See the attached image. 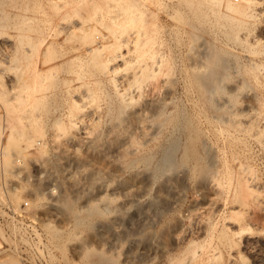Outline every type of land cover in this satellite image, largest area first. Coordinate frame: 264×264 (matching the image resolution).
I'll use <instances>...</instances> for the list:
<instances>
[{"label": "rangeland", "instance_id": "obj_1", "mask_svg": "<svg viewBox=\"0 0 264 264\" xmlns=\"http://www.w3.org/2000/svg\"><path fill=\"white\" fill-rule=\"evenodd\" d=\"M218 7L0 0V201L40 216L50 264H264V146L248 136H264V87L240 83L247 60L264 69V0L233 30ZM94 24L98 46L118 26L127 43L90 50L79 32ZM238 182L256 192L239 234L227 227ZM17 238L0 226V264L32 260Z\"/></svg>", "mask_w": 264, "mask_h": 264}, {"label": "bare ground", "instance_id": "obj_2", "mask_svg": "<svg viewBox=\"0 0 264 264\" xmlns=\"http://www.w3.org/2000/svg\"><path fill=\"white\" fill-rule=\"evenodd\" d=\"M244 2H245V5H243L244 7H242V4L241 5H238L236 2H234V1H230V0H224V2L222 3V1L221 0H210V2H214V4L215 3H217V5L219 6L218 8L219 9H217L216 11L218 12H216L217 14H219V16H221V18H224V20H225V22L227 23V26H229L228 28L229 29H232L233 30V28L234 27H236V26H240V24L241 23H243V20L244 19H242L241 18V16L243 17V15H249V12H247V10H249V8L250 7H252V5H254V4H258L259 3V0H243ZM242 8H241V7ZM252 11V10H251ZM215 12V11H214ZM214 12H212V13H214ZM247 12V13H246ZM216 13H214V14H216ZM216 14V15H217ZM252 14V13H251ZM2 19H0V21H1ZM2 22V21H1ZM247 23V22H246ZM1 26L0 27H3V24H0ZM98 25V24H97ZM102 28V27H101ZM104 29V28H103ZM236 29V28H235ZM98 30V28L95 26V24L94 25H92V26H90V27H88V28H86L84 31H82V32H79V35L83 38L84 37V40H86L87 42H88V44H90V50H98V48H116V47H118L117 46V43H119L120 44V42H122V41H118L117 39H120L121 38V35L123 36V32H124V30H125V27H123V26H118V31H119V33L117 32V31H115V30H110V32H108V35H110L111 34V36L110 37H112L111 39H105L106 38V35H105V33H103V35H102V37H101V39H100V45L98 46L95 42H94V38H95V32ZM235 32V31H234ZM117 33L119 34V35H117ZM124 34H125V32H124ZM109 37V38H110ZM248 37V36H247ZM118 41V42H117ZM124 42V41H123ZM126 43H127V41H125ZM124 42V43H125ZM129 42V41H128ZM260 43V42H259ZM122 44V43H121ZM248 44V43H247ZM258 44V43H257ZM136 45V44H135ZM121 48V47H120ZM250 52H252V51H250ZM118 55V57H119V55L120 54H117ZM117 55L115 56V57H117ZM122 55L123 54H121L120 56L122 57ZM143 56V55H142ZM256 56V55H255ZM115 57H113V58H115ZM130 57V56H129ZM214 57V56H213ZM112 58V59H113ZM120 58V57H119ZM216 58V57H215ZM110 59V58H109ZM108 59V60H109ZM121 59V61H122V59L124 60V57L123 58H120ZM141 59V58H140ZM126 60V59H125ZM124 60V61H125ZM128 60V59H127ZM216 59H214V61H215ZM138 61V60H137ZM131 62V61H130ZM217 62V61H216ZM127 64V63H126ZM247 64H248V66H249V69L250 70H248V69H246L245 70V74H244V76H243V78L241 79L242 81H240L239 79V81H240V83H241V85L242 84H244V86H245V84L246 83H248V85L250 84L251 86H252V84H253V88L254 89H258L257 87H254V84L256 85V86H260L261 88L262 87H264V69L262 68V67H260V65L261 64H259V65H257L258 63H256L254 60H252V59H249V60H247ZM136 68V67H135ZM139 68V67H138ZM145 69H147V68H145L144 67V69H143V66H142V68H140V71L142 70V72H143V70H145ZM245 69V68H244ZM138 70V69H137ZM248 70V73H246V71ZM140 73V72H139ZM237 83V82H236ZM235 85V84H234ZM237 86V85H236ZM240 86V85H239ZM243 86V87H244ZM247 86V85H246ZM245 86V87H246ZM240 87H242V86H240ZM248 87V86H247ZM240 89H242V88H240ZM244 90V89H243ZM117 92H118V94L120 95V96H125V93L127 92V91H124V90H120V88H117ZM243 92V91H242ZM238 93V92H237ZM231 95V94H230ZM254 95V94H253ZM231 97V96H230ZM253 97V96H252ZM254 97H255V95H254ZM232 98V97H231ZM251 98V97H250ZM250 98H248V105H250L249 103L252 101V99L250 100ZM246 101V100H245ZM236 102V99L234 100V102H233V104ZM229 104V103H228ZM232 104V103H231ZM251 107H252V104L250 105ZM232 107L234 108V106L232 105ZM251 110H253V109H251ZM247 111V112H245V110H239V111H236V110H232L231 111V113H230V115H232L233 117H237V116H243V115H245V116H249L250 117V115H253V113H252V111ZM256 111H254V113H255ZM258 112V111H257ZM249 113H250V115H249ZM256 114V113H255ZM229 115V114H228ZM258 116V115H257ZM244 117V116H243ZM248 117V119H250ZM261 117H263L262 116V114H261ZM228 118V117H227ZM258 118V117H257ZM256 118V119H257ZM220 119V118H219ZM222 119V118H221ZM230 118H228V119H226V120H223V121H221V122H228V121H230L229 120ZM232 119V118H231ZM244 119V118H243ZM245 119H247V117L245 118ZM247 119V120H248ZM252 119V118H251ZM254 119H255V116H254ZM253 119V120H254ZM255 119V120H256ZM233 120V119H232ZM240 120V119H239ZM242 120V119H241ZM240 120V121H241ZM235 121V123L233 124V123H230L231 124V127H232V125H236L237 127H238V125H241V123H239V121L237 120V123H239V124H237L236 123V120H234ZM233 121V122H234ZM250 121V120H249ZM258 121V120H257ZM256 121V122H257ZM252 122V121H251ZM251 122H249V126L247 125L248 124V121H247V123H246V125L244 124V122L242 123L243 125H245V128H247V126L250 128V127H252L251 126ZM255 122V123H256ZM224 123H221V125L222 124H224ZM254 123V124H255ZM58 123H56V125H57ZM252 124H253V122H252ZM253 124V125H254ZM263 124H264V122H263ZM256 125H257V123H256ZM256 125H254V127H256ZM60 126V124H58L57 125V127H59ZM225 126V125H224ZM224 126H222V129H223V127ZM230 126V125H229ZM235 126V127H236ZM242 126V125H241ZM240 126V127H241ZM258 126V125H257ZM264 126V125H263ZM262 124H261V128L258 126L257 128L259 129L260 128V132L259 131H257V132H259V135H261L262 133H261V131L262 132H264L263 130H261L262 129ZM231 127H230V130H231ZM243 128H244V126H242ZM220 128V127H219ZM218 128V129H219ZM243 129L242 131H244L243 133H241V134H243V135H245V132L246 133H250L249 132V130H252L251 132H252V134H253V132H254V130H255V128H250L249 130H247V129ZM264 128V127H263ZM217 129V131H219ZM221 129V128H220ZM225 129V128H224ZM223 129V131H221V133L223 132V134H224V132H225V130ZM227 130H229V129H227ZM241 131V130H240ZM256 131V130H255ZM232 132V131H231ZM235 132V131H234ZM238 131H236V133H237ZM227 133V132H226ZM229 133V132H228ZM227 133V134H228ZM256 133V132H255ZM239 135V132H238V135L239 136H241V137H236L237 136V134L235 135V134H228L230 137H233V138H235L236 139V141H237V143H235V144H239L241 141H238L237 139L239 138H242L243 139V137H242V135ZM248 135V136H250V137H254V138H256V139H258V137H259V139L260 138H262L263 137V139H264V136H262V137H260V136H258V134L256 133L255 135L253 134V135ZM264 134V133H263ZM246 137V136H245ZM227 138V137H226ZM225 138V139H226ZM233 138H232V141H233ZM253 138V139H254ZM256 139H254V140H256ZM258 139V141H259V144L261 145V147L262 146H264V142H262V141H260ZM226 140H228V138L226 139ZM230 141H231V139H229ZM229 141V142H230ZM243 141V140H242ZM258 141H257V143H258ZM235 142V141H234ZM237 161V160H236ZM240 166V165H239ZM4 167H6V164H5V166ZM242 167V166H241ZM244 168V167H243ZM245 171H247L246 169H245ZM234 173V172H233ZM218 174V173H217ZM251 176V175H250ZM249 177V176H248ZM232 178V177H231ZM247 178V177H246ZM216 179V178H215ZM244 181H245V179H244ZM231 183H232V181H231ZM248 183V182H247ZM247 183H237V184H235V186L234 187H232L233 188V197H234V205H232L231 207H230V210H229V217H228V219H230L228 222H229V225L227 226V227H231L232 228V230L234 229V232L235 233H237V234H239L240 232H242L243 230L245 231H248L249 230V226L247 225V223L246 224H244L243 226H241L240 225V221H241V219H239V216H240V214H241V207L243 208L244 207V205L246 206L247 204V202H248V200L250 199V198H252L253 196V198L255 199L256 197H255V194L254 193H256V192H254V190L247 184ZM210 184V183H209ZM211 184H213L212 182H211ZM232 185V184H231ZM217 186V185H216ZM252 186V185H251ZM220 188V187H219ZM215 190V194H217V195H219L220 194V196H221V192L223 191H221V189L219 190V189H217V188H214ZM258 192V191H257ZM223 193V192H222ZM261 199V198H260ZM63 202V204H62V206H63V208L64 209H67V210H73L72 209V200L69 198V197H64V199L62 200ZM260 201V200H259ZM258 201V202H259ZM263 202H264V200H262ZM257 202V203H258ZM255 203H256V201H255ZM259 204H261V202H259ZM210 205V204H209ZM254 206V205H253ZM256 206V205H255ZM255 206H254V208H255ZM257 207V206H256ZM259 207V209H260V215H264V205L262 204V205H260V206H258ZM75 208V207H74ZM196 209V208H195ZM246 209V208H245ZM96 210H98L96 207H93L91 210H90V212L91 211H96ZM246 211V210H245ZM248 211V210H247ZM254 211V210H253ZM256 211V210H255ZM75 212V211H74ZM242 214H243V212H242ZM254 214V213H253ZM253 214H251L250 213V215H252L253 216ZM198 215V214H197ZM254 215H256V214H254ZM258 216V215H257ZM226 218V217H225ZM240 218H241V216H240ZM248 218V217H247ZM246 218V219H247ZM255 217H253V219H254ZM257 218V217H256ZM258 218H259V216H258ZM248 219H250V218H248ZM240 220V221H239ZM258 220V219H257ZM227 222V223H228ZM242 222V221H241ZM75 224L77 225H79V224H81V220L80 219H76V222H75ZM44 225L45 226H48V227H51L52 225L49 223V222H46V223H44ZM247 225V226H246ZM191 226V225H190ZM250 231V230H249ZM54 232H55V235H57L58 233H59V231L58 230H54ZM236 234V235H237ZM54 235V234H53ZM225 236V235H224ZM227 237V236H226ZM224 238V237H223ZM262 239V238H261ZM264 239V238H263ZM205 243V242H204ZM203 243V244H204ZM259 243V242H258ZM263 243H264V240H263ZM44 244V243H43ZM193 244H196L195 242H193ZM207 245V244H206ZM61 245H58L57 244V247H60ZM200 247V246H199ZM189 248V247H188ZM193 248V247H192ZM62 250H63V248H61ZM200 249V248H199ZM213 250H215V249H213ZM238 250V249H237ZM192 251V250H191ZM212 251V250H211ZM252 251V250H251ZM258 252V251H257ZM237 254L239 253V252H236ZM251 253V252H250ZM194 255H195V253H193ZM89 255V253H88V251H84L83 252V256H88ZM191 255H192V253H191ZM211 255V254H210ZM209 255V256H210ZM239 255V254H238ZM254 255V254H253ZM241 256V255H240ZM239 256V257H240ZM84 258V257H83ZM219 258V257H218ZM256 259V258H255ZM260 259V258H259ZM99 260V259H98ZM106 260L107 259H105V262H106ZM218 260V259H217ZM243 260V259H242ZM102 261H104L103 260V258L101 257V259L99 260V263L100 262H102ZM108 261V260H107ZM190 261V260H189ZM192 262V261H191ZM181 263V262H180ZM211 263V262H210ZM212 263H213V260H212ZM218 263V262H217ZM257 263V262H256ZM108 264H112L111 263V261L108 263Z\"/></svg>", "mask_w": 264, "mask_h": 264}, {"label": "built area", "instance_id": "obj_3", "mask_svg": "<svg viewBox=\"0 0 264 264\" xmlns=\"http://www.w3.org/2000/svg\"><path fill=\"white\" fill-rule=\"evenodd\" d=\"M27 200L23 199L15 209L6 201H0V226L18 235L16 249L29 254L31 261L23 264H50L45 260L47 249L44 233L39 223L40 216L26 211Z\"/></svg>", "mask_w": 264, "mask_h": 264}]
</instances>
